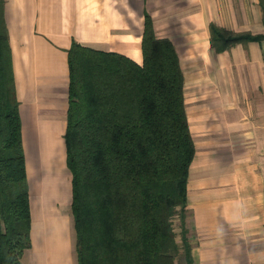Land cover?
<instances>
[{
  "label": "crops",
  "instance_id": "0c3cea01",
  "mask_svg": "<svg viewBox=\"0 0 264 264\" xmlns=\"http://www.w3.org/2000/svg\"><path fill=\"white\" fill-rule=\"evenodd\" d=\"M3 1L20 102L31 250L38 251L30 264H41L42 253L54 264L51 244L61 239L67 254L61 261L71 264L68 50L76 41L142 65L146 14L157 37L174 44L185 75L196 147L185 219L194 264H264V39L224 51L211 41L212 25L264 35V0Z\"/></svg>",
  "mask_w": 264,
  "mask_h": 264
},
{
  "label": "trees",
  "instance_id": "16d2710c",
  "mask_svg": "<svg viewBox=\"0 0 264 264\" xmlns=\"http://www.w3.org/2000/svg\"><path fill=\"white\" fill-rule=\"evenodd\" d=\"M0 0V264L32 247L20 102ZM217 51L264 35L211 26ZM143 64L74 41L65 141L77 264H194L185 219L196 147L174 44L146 14ZM180 219L181 242L174 221Z\"/></svg>",
  "mask_w": 264,
  "mask_h": 264
},
{
  "label": "rangeland",
  "instance_id": "374dc122",
  "mask_svg": "<svg viewBox=\"0 0 264 264\" xmlns=\"http://www.w3.org/2000/svg\"><path fill=\"white\" fill-rule=\"evenodd\" d=\"M64 206V207H63ZM68 207L65 206L64 204H62V211L63 213L66 211ZM67 213H68V210H67ZM71 216H72V211H71ZM70 217V216H69ZM72 218V219H71ZM70 218V228H69V232H68V237H69V241H70V252L71 253V256H70V260H71V264H73V256H74V259H75V263L77 264V257H76V236H75V228H74V221H73V217ZM174 225H175V229L177 231V234H178V241L181 242V229H180V219L178 217H176L175 221H174ZM58 228V227H56ZM59 230H60V227L58 228L57 230V234L59 233ZM56 234V237H60V236H57ZM62 234V232H61ZM64 236V234H62ZM65 236H66V233H65ZM72 241H73V252H72ZM51 243L52 240H51ZM63 240L61 239V242L58 243V245H55V244H51V248H50V251H51V257L53 259V261L56 263V264H65V262L63 263L61 261V259H66L67 258V254L64 253L63 251ZM38 254V251L36 250L35 252L33 250H28L25 252L24 256H23V259H22V263L23 264H30L31 261L33 259H35V256ZM57 259V260H56ZM183 259H184V256L183 255H180L178 258H177V262L179 264H184L183 262ZM39 261L40 263L42 264H51L50 262L47 263V259L45 258V255L44 253H42L40 255V258H39ZM54 263V264H55Z\"/></svg>",
  "mask_w": 264,
  "mask_h": 264
}]
</instances>
